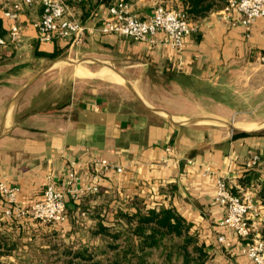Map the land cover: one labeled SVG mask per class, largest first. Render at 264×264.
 Wrapping results in <instances>:
<instances>
[{"label": "crops", "instance_id": "obj_1", "mask_svg": "<svg viewBox=\"0 0 264 264\" xmlns=\"http://www.w3.org/2000/svg\"><path fill=\"white\" fill-rule=\"evenodd\" d=\"M16 1L0 0V17ZM118 1H68L84 28L76 44L41 43L33 26L41 7L23 9L16 21L22 45L0 50V183L17 189V207L41 201L50 181L61 189L70 162L82 165L83 183L94 158L122 169L108 173L97 194L67 198L62 222L8 219L0 195V264H50L62 250L98 244L92 232L99 219L114 222L136 198L173 207L205 245L208 264H253L242 254L245 242L220 227L225 212L214 202L215 181L221 177L233 195L253 197V236L263 238L264 136L242 135L263 131L246 129L255 123L251 111L198 100L213 104L209 91L219 93L231 79L232 99L245 101L253 81L264 87V18L244 27L236 13L231 24L224 5L190 20L194 31L177 52L100 33ZM123 1L141 19L153 14L152 0ZM183 1L162 0L179 10ZM54 52L55 59L41 56ZM159 83L175 92L177 105L152 101L148 88H163ZM254 157L257 164L248 167Z\"/></svg>", "mask_w": 264, "mask_h": 264}, {"label": "built area", "instance_id": "obj_2", "mask_svg": "<svg viewBox=\"0 0 264 264\" xmlns=\"http://www.w3.org/2000/svg\"><path fill=\"white\" fill-rule=\"evenodd\" d=\"M68 1L70 0H17L14 2L3 13V17L11 24L8 27L7 37L0 36V50L10 47L20 48L22 30L16 21L23 9L34 6H39L42 10L39 21L33 24L41 43H52L58 40H69L72 44L80 42L84 28L71 14ZM72 1L80 3L83 0ZM152 1L153 14L145 19L132 14L129 4L125 1L116 2L108 8V16L99 28L100 33L117 35L150 46L163 45L181 52L185 38L194 31L193 25L182 10L167 8L162 0ZM236 13L239 14L236 22L244 27H250L257 19L264 18V0H226L222 9L223 18L232 24L233 15ZM258 160V157H254L247 166L254 167ZM81 166L76 161L70 162L62 188L58 189L56 183L50 181L43 191L42 200L28 209L15 205L17 189H8L0 183V195L7 204L4 215L8 219L30 217L43 224L62 222L66 217L67 198L78 201L84 196L95 195L100 191L108 173L122 171L121 167L112 165L105 159L94 158L85 165L90 179L83 183L78 175V169ZM214 202L225 212L220 227L228 229L245 242L243 256L253 264H264V240L253 236L254 220L258 217L253 197L233 195L225 180L218 177L215 181ZM218 240L224 243L225 237L220 236Z\"/></svg>", "mask_w": 264, "mask_h": 264}, {"label": "trees", "instance_id": "obj_3", "mask_svg": "<svg viewBox=\"0 0 264 264\" xmlns=\"http://www.w3.org/2000/svg\"><path fill=\"white\" fill-rule=\"evenodd\" d=\"M225 3L226 0H184L182 11L189 20L197 21ZM5 29L6 19L1 16L0 36H5ZM41 56L55 59L58 54L54 52ZM242 135L264 136V131ZM114 218L112 223L99 219L92 232L99 240L98 244L83 246L75 252L62 250L51 263L208 264L209 254L205 245L200 243L191 225L171 206L149 205L136 198L125 209H118Z\"/></svg>", "mask_w": 264, "mask_h": 264}, {"label": "rangeland", "instance_id": "obj_4", "mask_svg": "<svg viewBox=\"0 0 264 264\" xmlns=\"http://www.w3.org/2000/svg\"><path fill=\"white\" fill-rule=\"evenodd\" d=\"M260 83L261 82L259 80L248 83L247 87L245 88L247 89L246 90L247 98L245 101L243 99H238V98L232 99V88L233 87H232V79H231V81L226 82L224 89H222V91H220L219 93L209 91V93L213 94L212 98L209 97L213 101L212 102L213 104H211V102L204 103V102H201V100H198V102L203 104L205 107L210 108V106L212 105L215 106V101H221L223 102V104L225 105L224 107H226L227 110L228 108L232 109L231 106H232V103H234L236 104L237 109L239 111L248 110L252 112L251 119L255 123L252 126H248L246 129H250L252 131L258 130L259 132L264 131V87L261 89ZM159 84H160L159 86H162V87L164 85L163 83H159ZM181 84L185 85L184 83H181ZM151 85H153V83H151ZM157 86L155 89L148 88L147 92L152 96L150 97L152 101H154L156 104H160V106H166V105L175 106L178 104L172 99V96H170L171 94H173V97H174V93H175L174 91L173 92L172 90L170 91L168 87L166 86H164L163 88L157 87ZM237 86L238 85H236L234 88L237 89ZM192 93L195 94L194 91H192ZM207 117H209V119H207L209 121L213 119L210 115H207ZM50 264H54V262L53 263L50 262Z\"/></svg>", "mask_w": 264, "mask_h": 264}]
</instances>
